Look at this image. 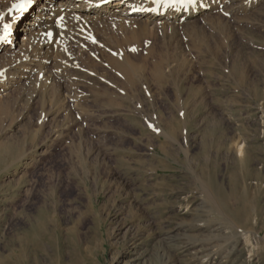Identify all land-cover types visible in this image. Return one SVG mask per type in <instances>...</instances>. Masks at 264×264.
Wrapping results in <instances>:
<instances>
[{
  "label": "rangeland",
  "instance_id": "rangeland-1",
  "mask_svg": "<svg viewBox=\"0 0 264 264\" xmlns=\"http://www.w3.org/2000/svg\"><path fill=\"white\" fill-rule=\"evenodd\" d=\"M119 14L35 26L31 63L30 33L0 48V264H21L43 205L65 264L71 230L82 264H264V0L166 31Z\"/></svg>",
  "mask_w": 264,
  "mask_h": 264
},
{
  "label": "bare ground",
  "instance_id": "bare-ground-1",
  "mask_svg": "<svg viewBox=\"0 0 264 264\" xmlns=\"http://www.w3.org/2000/svg\"><path fill=\"white\" fill-rule=\"evenodd\" d=\"M214 1L215 0H197L195 5H189L187 7L184 6L170 7L164 2V0H34V4L32 8H30L29 11L26 14H24V16L20 17L19 20H14L13 17L17 16L18 14L13 11H10V9H11V5L15 2V0H0V17L3 16L0 21V26L2 24V26L0 27V35H3L4 24H12L13 27L15 25L14 31L13 29H11L7 39L4 41L3 44H0V48H5L6 46L12 45L13 43H14V47H16L18 44H20V38L23 35H26V33H30L29 35H31V37H29L28 39L26 37H22L23 40L20 45L25 43L26 46L29 45V48L27 49H31L30 47L35 46L36 42H38V40H36L35 38L36 35L34 36L33 33L35 26H42V28L44 27L48 33L50 32L53 34L54 32L57 31L59 32L66 29L68 23L66 24L65 21L67 20L74 22L81 18L92 19L100 15L101 16L110 15L115 13H120L119 17L125 16L129 18L131 16L132 17L134 16L139 19H143L147 17L148 19H150L149 21L150 26L154 20H159L160 21V25L158 26L159 28H156L157 26L156 27L154 26L152 28L162 29L166 31L167 26L170 25L171 23V22L169 23L168 21L170 20L185 21L190 17L196 16L198 12L200 13V11L208 9L213 4ZM77 11L84 12L85 13L84 16H82L81 13L80 15H78ZM93 14H97V15L92 17ZM60 17H63L64 20L60 21ZM122 20L124 21V18H122ZM69 23L72 24L71 22ZM145 30L148 33L149 31L152 32L151 28L149 29L145 28ZM40 45L48 46V40L45 43L42 42L38 43V46ZM38 49L39 47L36 48V51ZM31 51L32 49L26 53V56L29 57V59L27 60L28 63L37 60L36 58L37 53L38 55L41 54L40 52H35L34 54H32ZM22 70L23 67L14 69L11 77L9 78L8 83H11L14 79L21 76ZM118 70L119 73L123 75L132 74L131 68L124 70V68L120 66ZM240 80L244 82L242 79ZM255 95H258V93H255ZM181 113L186 115L185 112H181ZM182 117L184 118V116ZM16 139L17 141L10 143L9 146H7L8 145L7 144L5 146L6 149H9L10 147H15V148L19 147L18 141L20 140V138H16ZM234 144H235V148L237 149V152L240 153V157H242L243 159V153L245 152L244 150L245 144L239 142L238 140L235 141ZM22 152L23 151H21V154ZM18 155L19 153L17 154V156ZM203 189L207 191L208 195H206V197L208 196V198H210L211 203L215 205L214 207H217V211L221 213L223 219H225L226 221V222L224 221L225 224L227 222L228 224L230 222L233 223L232 219L234 218H231L232 216L227 217V215L224 214V211L223 212L221 211L222 208L219 207L218 204L216 203V200L214 198L215 196L213 197V195L208 192L209 189L207 190V187ZM36 210H37V221H36L37 241L35 244H31V242L28 239L22 240L20 247L21 254L18 256L19 262H21V264H65L64 262H62V260L58 262L57 259H55V252H56L55 250H56V241H57L55 235L56 236L58 235V237L62 236L61 234L62 229L60 222L56 219L55 216L52 220H50L49 217L45 218V215L48 213L46 211L48 210L50 211L49 207H46L44 205L40 207L38 206V209ZM234 212L235 211H233V213ZM228 218L229 221L227 220ZM232 223L230 224L232 225ZM237 225L238 222L237 224L235 223V226ZM67 239H68L67 246L70 248L72 253L75 252L74 254L75 258L73 259L74 263L72 264H82L83 260L77 257V253L75 249L78 246L76 233L73 230H71L68 233ZM160 264H169V263L167 261H164Z\"/></svg>",
  "mask_w": 264,
  "mask_h": 264
},
{
  "label": "snow or ice",
  "instance_id": "snow-or-ice-1",
  "mask_svg": "<svg viewBox=\"0 0 264 264\" xmlns=\"http://www.w3.org/2000/svg\"><path fill=\"white\" fill-rule=\"evenodd\" d=\"M164 2L170 6V7H179L184 6L187 7L189 5H195L197 0H164ZM34 4V0H15V2L11 5L10 11H13L17 13V16H14V20H19L20 17L24 16L30 8H32ZM225 15H228V13H225ZM2 19V17H0ZM60 20H63V17H60ZM13 25L12 24H4L3 25V35H0V40H6ZM49 37L52 36V33H47ZM93 42L95 43V40L93 39ZM131 51L135 52L136 49L133 48ZM149 128H152L154 131H159L154 125L149 124Z\"/></svg>",
  "mask_w": 264,
  "mask_h": 264
}]
</instances>
